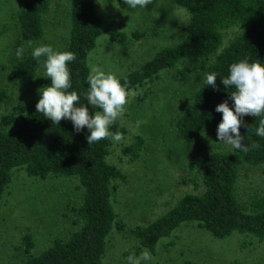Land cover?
I'll use <instances>...</instances> for the list:
<instances>
[{"label":"trees","instance_id":"16d2710c","mask_svg":"<svg viewBox=\"0 0 264 264\" xmlns=\"http://www.w3.org/2000/svg\"><path fill=\"white\" fill-rule=\"evenodd\" d=\"M18 2V9L12 13L16 32L12 54L18 47H27L29 40L34 46L45 41L46 18L54 13L56 6L62 5L61 0ZM171 3L188 16L182 39L176 45L163 48L121 79L122 82L127 80L130 89L140 92L137 102L142 104L150 97V91L144 88L158 81L161 75L176 70L183 62L198 64L202 78L207 72H218L216 90L202 79L174 124L178 141L192 146L216 131L221 122L222 114L215 108L229 99L231 91L235 90L225 89L220 81L228 75L229 65L245 57L264 62V0H171ZM63 7L68 30L58 41L62 40V51L76 54V60L68 65L73 73L69 91L82 93L88 88V59L100 37L107 35L112 44L126 46L130 39L140 40L143 36L132 33L129 37L123 32L104 28L98 0H64ZM55 18L51 17L52 21ZM58 41L53 39L51 42ZM31 50H25L23 60L6 61L8 75L16 88L22 89L21 94L28 89H37L43 71L32 58ZM184 77V71H178L176 79ZM49 84L50 81L44 78L42 87ZM21 94L19 98L25 99ZM81 101L86 103L83 96ZM8 102L12 103L11 95L0 86V202L16 171H23L36 180L50 177L76 179L81 190L79 205L68 208V214L76 220L65 236L42 246L29 231H23L14 246L18 264H106L111 234L128 227L119 221L114 201L118 191L130 180L123 169L108 161L113 141L106 139L89 145L86 136L90 133L86 129L77 133L67 120L54 124L41 113L32 111L25 100L12 103L10 109L6 106ZM96 111L98 109L89 106L90 115ZM258 122L259 118L244 117L245 126L240 129L246 138L243 143H256L258 148L246 153L239 150L207 152L190 163L189 168L194 173L191 182L202 191L182 196L171 210L153 223L130 229L139 244L136 254L144 249L155 253L161 241L187 224L218 240L238 233L264 242V197L252 194L246 203L238 197L242 171L264 166V138L254 132ZM111 130L127 134L118 121ZM145 145L146 140L136 136L130 144H122L120 151L130 164H135ZM182 264L199 263L185 260ZM225 264L244 263L233 260Z\"/></svg>","mask_w":264,"mask_h":264},{"label":"rangeland","instance_id":"374dc122","mask_svg":"<svg viewBox=\"0 0 264 264\" xmlns=\"http://www.w3.org/2000/svg\"><path fill=\"white\" fill-rule=\"evenodd\" d=\"M46 18V37L43 44L62 39L68 30V18L64 0ZM18 0H0V86L11 95L12 103L25 100L32 111L39 100L38 89L44 83L43 71L37 81V89L22 94L8 75L6 61L17 60L12 47L16 32L13 16ZM98 11L103 27L127 34H142V38L130 39L126 46L108 41L103 35L88 59L89 67L100 65L105 71L123 76L139 68L163 48L176 45L183 37L188 23L187 13L176 8L171 0H153L146 9H129L124 0H98ZM56 18L52 21L51 17ZM54 28V29H53ZM227 36H230L228 33ZM52 43V42H51ZM54 48L63 49L62 40ZM25 49L28 47L24 46ZM16 51V50H15ZM14 51V52H15ZM178 71L185 77L177 80ZM202 80L198 64L183 62L172 72L144 89L150 91L149 99L139 104L136 95L125 106V112L117 121L127 130L124 140L112 143L109 163L117 165L128 175V184L115 195V210L119 221L126 224L123 231L114 230L108 245L105 263L126 264L129 255L136 254L139 246L130 229L147 226L164 216L176 201L187 194H199L191 182L194 173L189 165L202 154L212 151H230V147L217 144L216 131L206 135L192 146L178 141L174 124L189 104ZM143 89V90H144ZM20 94L25 97L20 99ZM12 103L6 105L9 109ZM146 140L141 158L130 164L120 151L122 144H130L134 137ZM264 197V166L245 168L238 184V197L246 203L248 196ZM81 200V190L76 179L54 178L36 180L23 171H16L5 198L0 202V264H18L14 246L23 231H29L44 246L60 236H65L76 218L68 214L69 207H76ZM151 264H182L190 260L199 264H225L233 260L244 264H264V242L233 233L225 240H218L194 225H184L170 238L159 243Z\"/></svg>","mask_w":264,"mask_h":264},{"label":"clouds","instance_id":"9594fccd","mask_svg":"<svg viewBox=\"0 0 264 264\" xmlns=\"http://www.w3.org/2000/svg\"><path fill=\"white\" fill-rule=\"evenodd\" d=\"M153 0H124L129 9H146ZM26 45L31 50L32 58L38 68L43 69V78L50 84L38 89L39 100L36 110L52 123L59 125L62 120L70 121L77 133L85 129L90 133L86 136L88 144L111 139L115 143L124 140L121 132H113L112 126L125 112V106L132 96L126 79L116 73L105 71L100 65H92L87 77L88 88L85 92L69 91L72 88L73 73L69 64L76 60V54L62 51L51 44H36L29 40ZM25 47L15 51L17 60H23ZM218 72H207L203 82L216 90ZM225 89L234 88L229 99L224 100L215 108L222 114L221 122L216 128L217 144L230 147L232 151L248 152L258 148L256 143H243L246 139L240 129L244 127V117L259 118L255 134L264 138V62L250 61L245 57L229 65L228 75L220 79ZM86 101L82 103L81 97ZM231 100V105L229 104ZM89 106L98 111L89 113ZM2 114V113H0ZM154 257L148 249L139 256L135 254L126 258V264H151Z\"/></svg>","mask_w":264,"mask_h":264}]
</instances>
